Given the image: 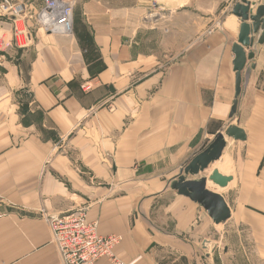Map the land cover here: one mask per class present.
I'll return each instance as SVG.
<instances>
[{
	"label": "crops",
	"instance_id": "0c3cea01",
	"mask_svg": "<svg viewBox=\"0 0 264 264\" xmlns=\"http://www.w3.org/2000/svg\"><path fill=\"white\" fill-rule=\"evenodd\" d=\"M143 2L76 0L72 36L38 30L0 54V264H62L45 217L80 210L131 264H264V44L231 119L234 5L193 18L184 0L153 20ZM229 126L246 139L225 136L221 157L186 176ZM180 177L206 179L229 218L180 195Z\"/></svg>",
	"mask_w": 264,
	"mask_h": 264
},
{
	"label": "built area",
	"instance_id": "2783aa9c",
	"mask_svg": "<svg viewBox=\"0 0 264 264\" xmlns=\"http://www.w3.org/2000/svg\"><path fill=\"white\" fill-rule=\"evenodd\" d=\"M243 1L253 0L237 3ZM39 2L40 5L34 6L24 0H0V54L15 47H27L38 30L64 37L73 35L76 0ZM5 23L10 24V30L4 28ZM45 218L62 264H96L101 259L110 264H131L116 253L121 237L100 235L99 223L89 221L86 210Z\"/></svg>",
	"mask_w": 264,
	"mask_h": 264
},
{
	"label": "water",
	"instance_id": "95a60500",
	"mask_svg": "<svg viewBox=\"0 0 264 264\" xmlns=\"http://www.w3.org/2000/svg\"><path fill=\"white\" fill-rule=\"evenodd\" d=\"M259 1L261 0L243 1L235 4L232 8L233 16L240 20V29L238 43L233 46L236 93L230 115L231 119L237 116L239 97L242 91V73L248 63L255 58L257 46L264 44V4L259 5ZM225 136L238 141L246 139L243 130L237 126H229L225 130V135L219 134L206 150L193 159L192 163L185 169V175L199 176L213 162L217 161L226 146ZM209 180L217 187L225 189L228 188L232 178L220 170H215ZM174 187L180 195L186 196L193 202L200 204L215 222H221L229 218L230 210L225 200L219 194L207 189L206 179L196 181L180 177Z\"/></svg>",
	"mask_w": 264,
	"mask_h": 264
},
{
	"label": "rangeland",
	"instance_id": "374dc122",
	"mask_svg": "<svg viewBox=\"0 0 264 264\" xmlns=\"http://www.w3.org/2000/svg\"><path fill=\"white\" fill-rule=\"evenodd\" d=\"M24 1L33 3L34 6L40 5L39 0H24ZM127 1L129 2V4L133 3V0H127ZM143 1H144L143 2L144 17H148L150 19L156 20V18H160L162 14L166 13L168 11V8L178 9L180 5L183 4L184 0H143ZM185 1L188 2L186 10L188 11V13H191V16H193V18L194 17L205 18L207 16L208 17L215 16L224 19L225 16H223L222 12L225 9V7L226 6L232 7V4L233 5L237 4V0H185ZM169 2L172 3V6L168 4ZM200 5L203 6L204 8L198 7ZM208 27L209 29H211L212 24H209Z\"/></svg>",
	"mask_w": 264,
	"mask_h": 264
},
{
	"label": "bare ground",
	"instance_id": "6f19581e",
	"mask_svg": "<svg viewBox=\"0 0 264 264\" xmlns=\"http://www.w3.org/2000/svg\"><path fill=\"white\" fill-rule=\"evenodd\" d=\"M254 1V0H253ZM261 1H263V0H261ZM228 218H226V219H224L223 221H221V222H217L218 224L220 223H223V222H225L226 220H227Z\"/></svg>",
	"mask_w": 264,
	"mask_h": 264
}]
</instances>
